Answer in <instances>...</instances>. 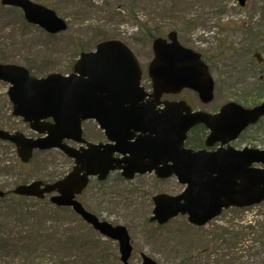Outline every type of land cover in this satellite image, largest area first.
I'll use <instances>...</instances> for the list:
<instances>
[{
    "label": "water",
    "instance_id": "95a60500",
    "mask_svg": "<svg viewBox=\"0 0 264 264\" xmlns=\"http://www.w3.org/2000/svg\"><path fill=\"white\" fill-rule=\"evenodd\" d=\"M246 1L237 0L240 6ZM0 4L19 8L28 23L46 33L57 34L67 28L54 11L29 0H0ZM167 38L169 43L161 39L153 43L154 60L148 74L154 95L190 89L203 104L209 103L213 82L207 67L197 53L179 45L175 32ZM140 74L132 52L114 40L98 43L94 51L82 53L68 76L53 73L36 78L22 66L0 64V81L9 85L6 95L12 116L21 118L39 135L33 139L0 129V141L13 144L22 163L31 159L34 150L51 149L60 150L74 162L71 172L61 180L48 184L33 181L16 186L12 193L36 199L52 194L51 204L71 208L100 235L117 241L122 264H128L131 254L127 230L100 221L75 200L89 177L103 181L115 170H121L126 180L151 171L160 179L175 176L185 186L180 194L152 198L149 221L159 225L187 215L190 224L203 226L222 209L264 201V150H236L229 145L247 126L264 117V103L251 109L227 103L218 114L209 115L191 113L186 103L179 101L165 103L162 111L155 112L151 106L138 104L143 96ZM49 118L51 123L46 122ZM87 119L96 120L106 139L115 145L83 141L80 124ZM198 124L209 130L205 146L219 143L220 148L214 152L184 148L187 132ZM133 138L135 141L130 143ZM64 141L86 147L75 149ZM224 145L227 147L222 148ZM114 153L123 157L115 159ZM3 196L0 191V198ZM142 264L156 263L142 256Z\"/></svg>",
    "mask_w": 264,
    "mask_h": 264
},
{
    "label": "rangeland",
    "instance_id": "374dc122",
    "mask_svg": "<svg viewBox=\"0 0 264 264\" xmlns=\"http://www.w3.org/2000/svg\"><path fill=\"white\" fill-rule=\"evenodd\" d=\"M30 1L55 11L66 21L67 30L49 36L21 21L17 10L0 8L3 63L29 67L38 77L49 73L67 74L80 52L92 51L104 39L119 40L137 53H147L148 38L175 30L180 43L200 52L209 65L215 94L205 109L226 102L250 107L264 101V68L253 58L257 54L264 61V0H249L242 8L235 0ZM156 25L162 29L151 30L149 36L150 29ZM7 88L8 84L0 82V128L33 136L27 126L10 115L11 106L5 95ZM179 99L195 106L200 104L189 91H183ZM254 132H247L234 146L263 149L259 135L256 134L255 139L250 137ZM17 161L14 150L0 144V190H12L19 178L28 182L48 181L51 174H65L72 165L54 150L35 155L28 167L19 169ZM91 184L78 200L100 219L127 229L132 244L130 264H141L142 254L157 264H264V238L259 240L245 231L264 218L263 203L245 210L227 209L201 228L190 226L185 217L156 226L147 223L152 210L151 198L159 193H180L182 186L174 179L156 183L151 177L144 176L124 182L113 174L105 184ZM10 204L9 201L0 202V230L6 224L13 226L12 215L4 209ZM68 211H52L44 216L64 221L78 231V238L84 243L94 241L95 247L114 254L111 260L117 258L116 243L100 238ZM221 237L237 239L229 247L228 241L224 247H219L216 241ZM203 251L210 255L209 259L201 255ZM231 253L241 256L240 260L224 257L221 263L216 262L224 254ZM61 254L55 253L53 258L61 257ZM189 256L194 257L189 260ZM17 260L22 259L18 257ZM114 261L108 263H119L118 258V263Z\"/></svg>",
    "mask_w": 264,
    "mask_h": 264
},
{
    "label": "trees",
    "instance_id": "16d2710c",
    "mask_svg": "<svg viewBox=\"0 0 264 264\" xmlns=\"http://www.w3.org/2000/svg\"><path fill=\"white\" fill-rule=\"evenodd\" d=\"M0 8L12 9L5 7ZM20 16L21 21L24 22L21 14ZM172 17L174 18L175 16ZM171 21L174 22L173 19ZM153 27V29H150L149 36H151V30L157 32L159 29H162L157 25ZM157 34H161V32ZM3 62V57L0 56V63ZM27 69L31 73V69L29 67ZM249 130L255 131V134L252 133L250 137L255 139L254 136L256 134L259 135L261 137L259 140L264 146V120H260L257 125L249 128ZM242 136L244 137V135ZM202 140L203 129L196 127L189 134L186 145L195 149L198 148L199 145L201 146ZM0 144L13 149V146L8 143L0 142ZM32 160L27 165H22L17 161V166L19 169L28 167ZM58 177L60 176L51 174L47 179L48 182H51ZM27 181V179L19 178L17 184L26 183ZM99 184L102 185L105 184V182ZM3 201L11 202V204L8 207H4V209L5 212L12 215L13 220H11V222L13 226L6 224L2 230H0V264H109L113 260H115L114 263H118L117 258L111 260L114 257L111 251L95 247L94 241H86V243H84L83 239L78 238V231L71 228L67 223H63L64 221L44 216L48 212H66L68 209L56 208L44 201L15 197L13 195L1 198L0 202ZM68 212L73 215L70 210ZM245 231H247V235L252 234L259 240L264 238V218L257 220V222L255 221L254 225L252 227H247ZM236 239L235 237H229V239H223L221 237L216 242L219 244V247H224L228 241L229 247L230 243ZM95 251L97 252L96 254ZM61 252V257L53 258L55 253L59 254ZM173 255L176 257L177 252ZM203 255L207 256L209 259V254L204 253ZM236 255V253L224 254L220 259H216V262L221 263L224 257L232 261H239L241 256ZM18 257L22 260H17ZM193 257L189 256V260L193 259Z\"/></svg>",
    "mask_w": 264,
    "mask_h": 264
},
{
    "label": "flooded vegetation",
    "instance_id": "af4514ba",
    "mask_svg": "<svg viewBox=\"0 0 264 264\" xmlns=\"http://www.w3.org/2000/svg\"><path fill=\"white\" fill-rule=\"evenodd\" d=\"M148 44L149 45L147 47H149V48H147V50L149 49V52H147V53H144V52H138L137 53V52H135V49L131 48L136 59H137V61H138V63H139V65H140V67H141V70H142L140 86L143 89L144 96L139 103L143 104V105L147 104V105H150L151 107H154L155 110H160L163 108V102H177V101H179L180 100L179 95L182 94L183 91L180 94H175V95L174 94H166V95H160V97H156V96L152 97V95H153L152 85H151L150 79L148 78V74H147L148 65L150 64L151 60L153 59V53H152V49H151L152 41H149ZM143 48H145V47H143ZM201 57H202L203 61L207 64V60L204 59L203 56H201ZM253 58L255 59L258 57L253 56ZM207 66L209 68L208 64H207ZM258 66L264 68L263 59L260 58V60L258 62ZM187 105L190 107V109L193 112L204 111V112L209 113V114H215L219 111L220 107L223 104L218 106V107H212L210 109H207V108L205 109L204 106H207V105H202V104H197V106H195L194 104L188 103ZM197 127L203 129V135H204V137H206L207 136V130L203 126H197ZM81 130H82V139L85 142H90V143H95V144H99V143L106 144V143H108L104 139L102 131L98 128V126L94 120L83 121L81 123ZM190 133H191V131H190ZM190 133H188V135ZM82 147H84L82 144L78 145V149H80ZM200 148H205V147L203 145L202 147H199V149ZM213 149H214V147L208 148V150H213ZM114 156L120 157L118 155H114ZM117 174H119V172H117ZM144 176L151 177V179L156 183H162L168 179H174L176 181V183H178L174 177H171V178H168L165 180H161V179H158L153 173L141 175V176L135 175L134 179H136L138 177L141 178ZM90 180H93L95 182L94 178H92Z\"/></svg>",
    "mask_w": 264,
    "mask_h": 264
}]
</instances>
